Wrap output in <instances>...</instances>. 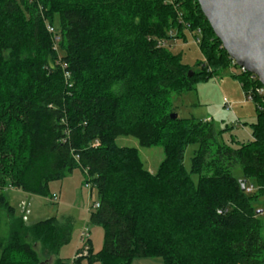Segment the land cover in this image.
<instances>
[{"label":"trees","instance_id":"1","mask_svg":"<svg viewBox=\"0 0 264 264\" xmlns=\"http://www.w3.org/2000/svg\"><path fill=\"white\" fill-rule=\"evenodd\" d=\"M186 33L202 56L199 71L170 49ZM231 66L196 0H0V224L2 213L8 220L0 264H42L36 245L52 264H69L59 251L70 242V217L27 225L6 191L56 203L61 191L50 185L75 173L89 199L96 193L85 214L103 244L94 253L86 239L71 264H264L252 207L264 195V97H253L246 142H219L229 128L171 118L172 95ZM233 77L243 94L262 87L246 72ZM118 136L162 148L156 173L136 149L117 148ZM236 163L242 181L232 176ZM248 180L257 195L241 191Z\"/></svg>","mask_w":264,"mask_h":264},{"label":"rangeland","instance_id":"2","mask_svg":"<svg viewBox=\"0 0 264 264\" xmlns=\"http://www.w3.org/2000/svg\"><path fill=\"white\" fill-rule=\"evenodd\" d=\"M193 38L186 33V41L175 40L172 42L174 53L181 55L182 63L189 66L193 71H199L197 62L202 60V56L197 46L192 44ZM241 69L231 66L229 69L219 72L207 81L198 83L195 90L180 96L172 95L171 104L178 118L196 119L198 121L210 122L215 131L229 128V132L219 138V142L230 144L231 138L240 142L249 139V125L256 120L255 103L245 99L241 86L233 75H239ZM226 104L229 109H226ZM117 148L136 149L138 157L143 164V168L155 174L159 164L164 159V152L160 147L143 148L138 141L131 136H118L115 139ZM196 146L190 145L184 153L183 164L187 171L190 169L191 158ZM232 176L242 181L243 175L239 163L232 167ZM196 181V177H192ZM247 186L253 187L251 195H257L258 188L251 181H246ZM82 178L78 173L68 177L61 183L51 184L53 191H61L57 196V202L53 203L49 199L29 196L16 190L6 191V197L16 216H22L27 225L36 222L56 218L70 217L73 222L72 233L69 244L59 251V257L71 264L74 257L80 256L76 249L82 247L78 242L81 231L85 232L86 239L90 240V245L94 253H97L103 244V230L100 227H92L87 224L85 207L88 203L93 205L96 202V193L92 197H87V190L83 188ZM252 207L257 214L260 223V237L264 244V195H258L252 203ZM24 210V211H23ZM8 236V220L2 213L0 224V239L5 240ZM40 257L42 264H52V258L46 257L40 252L38 245L33 246ZM80 264L87 263L82 261ZM131 264H163L161 258H137Z\"/></svg>","mask_w":264,"mask_h":264},{"label":"water","instance_id":"3","mask_svg":"<svg viewBox=\"0 0 264 264\" xmlns=\"http://www.w3.org/2000/svg\"><path fill=\"white\" fill-rule=\"evenodd\" d=\"M196 2L228 58L243 72L254 75L264 89V0ZM171 118L175 119L176 114Z\"/></svg>","mask_w":264,"mask_h":264},{"label":"built area","instance_id":"4","mask_svg":"<svg viewBox=\"0 0 264 264\" xmlns=\"http://www.w3.org/2000/svg\"><path fill=\"white\" fill-rule=\"evenodd\" d=\"M48 30H49L50 32H53V29H52V28H48ZM198 32H199V31H198ZM198 39H199V38H198ZM198 39H196V40L194 41V44H195V45H198ZM54 40H55V38H54ZM241 72H243V71L241 70ZM255 79H257V78H256L254 75H252L251 80H255ZM68 86L70 87V85H68ZM255 95L260 96V97H264V89H263L262 87H261V88H257V89H255V90H253V91H250V92L244 94V97H245L246 100L253 102V99H254L253 97H254ZM226 109H229V107H228L227 104H226ZM244 192L247 193V194H251V193L253 192V187H252V186H246V187L244 188ZM97 207H98V206L96 205L95 208H97ZM219 213H220V212H219ZM86 238H87V236L85 235V232L82 231V233H81V235H80V238H79V243L82 244V243L86 240ZM83 254H84V253H83Z\"/></svg>","mask_w":264,"mask_h":264},{"label":"crops","instance_id":"5","mask_svg":"<svg viewBox=\"0 0 264 264\" xmlns=\"http://www.w3.org/2000/svg\"><path fill=\"white\" fill-rule=\"evenodd\" d=\"M242 90V89H241ZM150 173V172H149ZM9 191V190H8ZM53 260V259H52ZM53 262V261H52Z\"/></svg>","mask_w":264,"mask_h":264}]
</instances>
